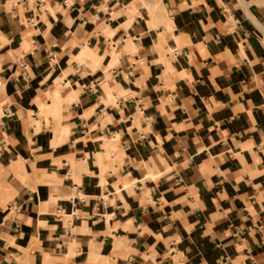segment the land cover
<instances>
[{"label": "crops", "instance_id": "obj_1", "mask_svg": "<svg viewBox=\"0 0 264 264\" xmlns=\"http://www.w3.org/2000/svg\"><path fill=\"white\" fill-rule=\"evenodd\" d=\"M0 264H264V0H0Z\"/></svg>", "mask_w": 264, "mask_h": 264}]
</instances>
